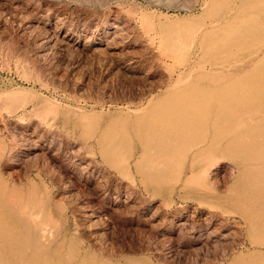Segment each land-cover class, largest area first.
Returning a JSON list of instances; mask_svg holds the SVG:
<instances>
[{
	"label": "rangeland",
	"instance_id": "1",
	"mask_svg": "<svg viewBox=\"0 0 264 264\" xmlns=\"http://www.w3.org/2000/svg\"><path fill=\"white\" fill-rule=\"evenodd\" d=\"M206 7V0H0V176L49 200L47 229L98 260L229 264L252 252L242 218L222 199L237 175L230 161L197 167L195 185H183L182 175L156 191L134 170L107 165L94 139L71 124V111L125 113L184 75L199 48L178 67L156 25L165 17L209 24Z\"/></svg>",
	"mask_w": 264,
	"mask_h": 264
},
{
	"label": "bare ground",
	"instance_id": "2",
	"mask_svg": "<svg viewBox=\"0 0 264 264\" xmlns=\"http://www.w3.org/2000/svg\"><path fill=\"white\" fill-rule=\"evenodd\" d=\"M206 1L203 18H211L209 24L165 17L156 25L177 66L187 62L192 46L199 48L184 75L176 74L162 91L125 113L114 110L103 118L71 111L73 123L68 122L85 139H94L107 165L124 175L134 170L155 190L182 175L183 185H195L197 167L230 161L237 175L222 199L242 218L252 252L229 264H264V0ZM3 149L0 142V154ZM37 195L32 187H10L0 176V264H115L81 252L47 229L50 203Z\"/></svg>",
	"mask_w": 264,
	"mask_h": 264
}]
</instances>
